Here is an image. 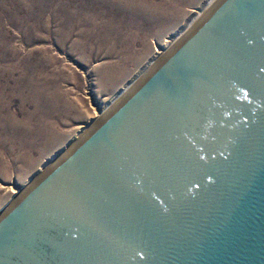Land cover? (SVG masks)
I'll return each instance as SVG.
<instances>
[{"label": "water", "instance_id": "1", "mask_svg": "<svg viewBox=\"0 0 264 264\" xmlns=\"http://www.w3.org/2000/svg\"><path fill=\"white\" fill-rule=\"evenodd\" d=\"M0 264H264V0H217L0 211Z\"/></svg>", "mask_w": 264, "mask_h": 264}, {"label": "rangeland", "instance_id": "2", "mask_svg": "<svg viewBox=\"0 0 264 264\" xmlns=\"http://www.w3.org/2000/svg\"><path fill=\"white\" fill-rule=\"evenodd\" d=\"M216 2L0 0V211Z\"/></svg>", "mask_w": 264, "mask_h": 264}, {"label": "bare ground", "instance_id": "3", "mask_svg": "<svg viewBox=\"0 0 264 264\" xmlns=\"http://www.w3.org/2000/svg\"><path fill=\"white\" fill-rule=\"evenodd\" d=\"M184 36L180 33L179 35H175L174 37H172L171 39H168L166 41V44H168V50L167 52L173 47L175 46ZM161 54H159L158 56V59H156L154 62L155 64L160 60V58H162L167 52L164 51L163 49H159ZM153 64V66L155 65ZM151 65V64H150ZM152 66V65H151ZM152 66V67H153ZM139 78V77H138ZM138 79H136L135 81L129 83L128 85H126L123 89L119 90L116 95H114V97L112 98V100H110V102L108 103L107 105V108L106 109H111L114 105H116L122 98H124L130 90H132V88L135 86V83L137 82ZM137 84V83H136ZM108 110V111H109ZM70 147H68L69 149ZM66 152V151H65ZM64 152L61 151L60 154H57L54 156V158H52V160H54L55 158H59ZM55 162V161H54ZM50 163V162H49ZM53 164V163H51ZM18 194L22 193L23 192V189H19L18 191Z\"/></svg>", "mask_w": 264, "mask_h": 264}]
</instances>
